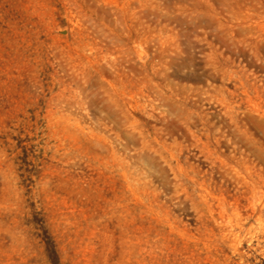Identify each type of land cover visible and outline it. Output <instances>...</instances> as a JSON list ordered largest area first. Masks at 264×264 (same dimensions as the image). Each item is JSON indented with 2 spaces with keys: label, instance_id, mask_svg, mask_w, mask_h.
Returning a JSON list of instances; mask_svg holds the SVG:
<instances>
[{
  "label": "rangeland",
  "instance_id": "374dc122",
  "mask_svg": "<svg viewBox=\"0 0 264 264\" xmlns=\"http://www.w3.org/2000/svg\"><path fill=\"white\" fill-rule=\"evenodd\" d=\"M0 264H264V0H0Z\"/></svg>",
  "mask_w": 264,
  "mask_h": 264
}]
</instances>
